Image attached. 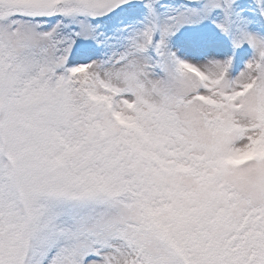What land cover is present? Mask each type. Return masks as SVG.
<instances>
[{"label":"snow or ice","instance_id":"obj_1","mask_svg":"<svg viewBox=\"0 0 264 264\" xmlns=\"http://www.w3.org/2000/svg\"><path fill=\"white\" fill-rule=\"evenodd\" d=\"M0 264H264V0H0Z\"/></svg>","mask_w":264,"mask_h":264},{"label":"rangeland","instance_id":"obj_2","mask_svg":"<svg viewBox=\"0 0 264 264\" xmlns=\"http://www.w3.org/2000/svg\"><path fill=\"white\" fill-rule=\"evenodd\" d=\"M178 39H180V37H178Z\"/></svg>","mask_w":264,"mask_h":264}]
</instances>
